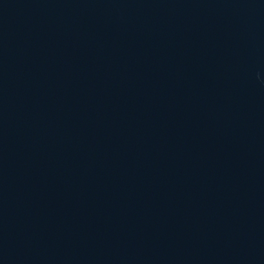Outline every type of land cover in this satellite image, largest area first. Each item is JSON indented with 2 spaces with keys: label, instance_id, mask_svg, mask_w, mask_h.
I'll list each match as a JSON object with an SVG mask.
<instances>
[{
  "label": "water",
  "instance_id": "95a60500",
  "mask_svg": "<svg viewBox=\"0 0 264 264\" xmlns=\"http://www.w3.org/2000/svg\"><path fill=\"white\" fill-rule=\"evenodd\" d=\"M0 264H264V0H0Z\"/></svg>",
  "mask_w": 264,
  "mask_h": 264
}]
</instances>
